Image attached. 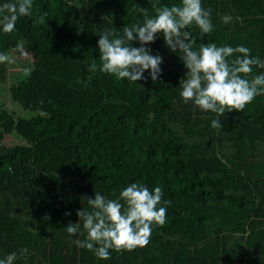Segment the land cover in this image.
<instances>
[{
	"label": "trees",
	"instance_id": "trees-1",
	"mask_svg": "<svg viewBox=\"0 0 264 264\" xmlns=\"http://www.w3.org/2000/svg\"><path fill=\"white\" fill-rule=\"evenodd\" d=\"M12 2L0 264H264V0Z\"/></svg>",
	"mask_w": 264,
	"mask_h": 264
},
{
	"label": "rangeland",
	"instance_id": "rangeland-1",
	"mask_svg": "<svg viewBox=\"0 0 264 264\" xmlns=\"http://www.w3.org/2000/svg\"><path fill=\"white\" fill-rule=\"evenodd\" d=\"M0 14H16V7L12 0H0ZM31 63L32 52L29 45L23 40L11 37L9 40V48L4 54L3 79L0 80V102H2L8 110L14 111L16 114H24L25 111H28L22 109L16 102L10 100L8 96V87L12 82L25 76ZM19 142L20 140L14 134L6 135L3 138L4 145Z\"/></svg>",
	"mask_w": 264,
	"mask_h": 264
}]
</instances>
